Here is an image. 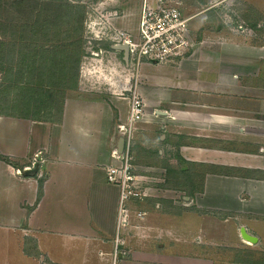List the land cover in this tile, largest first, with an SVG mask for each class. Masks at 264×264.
<instances>
[{
	"label": "crops",
	"instance_id": "crops-1",
	"mask_svg": "<svg viewBox=\"0 0 264 264\" xmlns=\"http://www.w3.org/2000/svg\"><path fill=\"white\" fill-rule=\"evenodd\" d=\"M250 2L264 7V0ZM241 47L235 56L242 55ZM255 47L256 57L239 66L248 68L250 102L257 100L258 78L264 80V47ZM84 59L57 122L0 114V234L13 243L2 250L8 255L1 253L0 264H112L120 190L108 181L106 168L113 148L121 147L117 125L127 116L135 87L148 111L135 137L138 130L151 134L158 127L153 121L162 128L176 122L185 135L181 155L217 169L205 172L196 207L158 199L163 193L130 200L129 223L121 228L123 262L264 264V118L258 117L264 107L227 105L233 95L224 71L219 65L208 69L201 60L135 68L124 51L111 49L99 60ZM238 72L235 83L243 73ZM200 97L202 103L189 101ZM189 104L208 111L204 134H195L207 145L189 146ZM189 147L197 153L189 156ZM38 150L46 158L43 175L24 170ZM141 167L147 180L158 175L151 173L156 166Z\"/></svg>",
	"mask_w": 264,
	"mask_h": 264
},
{
	"label": "rangeland",
	"instance_id": "rangeland-1",
	"mask_svg": "<svg viewBox=\"0 0 264 264\" xmlns=\"http://www.w3.org/2000/svg\"><path fill=\"white\" fill-rule=\"evenodd\" d=\"M11 1L5 0L0 4V114L34 117L52 123L59 120L64 97L72 89L60 84L50 85L52 75L47 69L51 61L55 62L50 59V53L56 54V50L57 58L68 53L82 61L84 56L93 57V49H111L108 26L99 25L101 27L97 29L102 39H97L89 27L90 20L94 16L117 11L118 24L135 32L145 8L144 0H26L22 6H12ZM65 1L73 6L61 7L59 3ZM168 1L179 6L185 17H191L188 23L196 46L189 60H201L208 69L219 65L224 71L227 91L233 95L227 98V105L233 107L236 104L244 109L255 106L256 111L261 110L264 107V80L258 78V90L253 89L257 91V100L250 102L245 93L250 92L247 87L251 84L245 74L248 68L239 66L242 63L249 65L250 59L256 57L255 46L264 47V7L257 9L250 0ZM79 20L83 24L82 30L77 29ZM114 23L117 26L116 20ZM69 42L74 45H64ZM237 45L242 46L240 57L235 56L233 51ZM238 69H242L243 73L240 74V82L235 83ZM100 84H103L102 88L108 86L105 82ZM202 85L205 87V83ZM124 95L129 94L120 92L117 96ZM189 101L202 103L203 100L200 97L190 98ZM203 107L189 104V146L207 145L201 137H195V134H204V127H207L208 111L205 112ZM258 117L264 118V113ZM152 124L158 127L150 132V136H143L141 130L136 134L135 163L140 164L141 173H146V167L141 166H156L157 169L151 173L158 175L151 181L148 179L147 184L152 187L154 195L165 194L158 199L183 205L189 203V208L196 207L201 202L205 172L217 168L211 164L187 161L181 155L179 145L185 142L182 138L185 135L179 133V124L172 122L169 128H162L161 122L153 121ZM193 152L197 153L196 148L189 147V156ZM185 196L189 199L186 200ZM10 241L8 235L1 237L0 234V256L1 253L8 255L2 250H10L13 245Z\"/></svg>",
	"mask_w": 264,
	"mask_h": 264
},
{
	"label": "built area",
	"instance_id": "built-area-1",
	"mask_svg": "<svg viewBox=\"0 0 264 264\" xmlns=\"http://www.w3.org/2000/svg\"><path fill=\"white\" fill-rule=\"evenodd\" d=\"M144 0V13L138 19L135 32L118 24V12L112 11L105 15L94 16L89 27L97 39L99 25L108 26V36L111 50H120L118 46L127 44L128 65L139 68L146 62L163 64H181L195 53L196 41L192 36L191 17H185L180 7L168 0ZM117 21V26L114 21ZM110 30V33H109ZM122 51V50H120ZM106 53V50L93 49L91 54L97 60ZM155 116L157 113L152 112ZM148 116L147 103L142 94L136 89L131 90L127 116L117 125L121 147L115 146L111 151L112 163L107 170V179L116 184L120 190L118 228L114 241L112 264H123L122 257L126 254L123 249L126 241L121 236L122 226L129 223L128 202L132 199L143 200L151 196L152 187L147 184L145 175L135 164L134 140L138 125ZM46 162L43 150L33 154L30 164L24 167L25 171L39 170L43 175L42 167ZM20 173L21 171L18 170ZM138 215H142L139 213Z\"/></svg>",
	"mask_w": 264,
	"mask_h": 264
},
{
	"label": "trees",
	"instance_id": "trees-1",
	"mask_svg": "<svg viewBox=\"0 0 264 264\" xmlns=\"http://www.w3.org/2000/svg\"><path fill=\"white\" fill-rule=\"evenodd\" d=\"M5 0H0V4L2 2H4ZM10 1V0H8ZM26 0H15V1H11V5L13 6V4H19V6H22V3H26ZM17 2V3H16ZM49 2H53L52 0H50ZM59 5L61 7H70L73 6L72 3L65 1V3L60 2ZM82 23H80L79 20V26L77 27V29L82 30L83 26H81ZM83 25V24H82ZM77 44V42L75 43ZM64 45H74L73 42H69L67 44ZM63 45V46H64ZM56 54L52 55V52L50 53V59L55 60V62L50 63V65L48 66V73H50L51 76V80L49 81L53 86H56L58 84L68 87V88H75V86L78 83V78H79V69H80V58L76 57V56H71V54L69 55L68 53H66L64 56L57 58V53L58 51H54ZM56 78V80H55ZM70 81H72V84L70 83Z\"/></svg>",
	"mask_w": 264,
	"mask_h": 264
},
{
	"label": "water",
	"instance_id": "water-1",
	"mask_svg": "<svg viewBox=\"0 0 264 264\" xmlns=\"http://www.w3.org/2000/svg\"><path fill=\"white\" fill-rule=\"evenodd\" d=\"M118 49L124 51V53H125V60H128L129 54H128V46H127V44H122V45L118 46ZM160 113H164V112H160Z\"/></svg>",
	"mask_w": 264,
	"mask_h": 264
}]
</instances>
